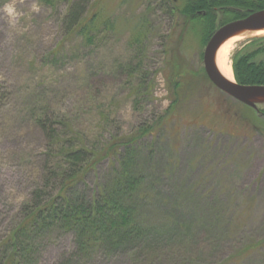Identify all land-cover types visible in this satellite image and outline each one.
<instances>
[{
    "label": "rangeland",
    "instance_id": "rangeland-1",
    "mask_svg": "<svg viewBox=\"0 0 264 264\" xmlns=\"http://www.w3.org/2000/svg\"><path fill=\"white\" fill-rule=\"evenodd\" d=\"M69 1L0 0V241L40 180L47 138L37 119L46 116L97 150L151 133L138 139L136 161L156 182L143 209L156 232L88 264H264V100L252 108L212 84L200 32L175 44L184 17L168 10L188 0H90L111 21L91 43L64 38ZM141 24L146 38L136 40ZM260 38L253 50L264 36L236 43L230 63ZM113 160L89 173L90 189ZM72 249V235L54 230L32 264Z\"/></svg>",
    "mask_w": 264,
    "mask_h": 264
},
{
    "label": "trees",
    "instance_id": "trees-1",
    "mask_svg": "<svg viewBox=\"0 0 264 264\" xmlns=\"http://www.w3.org/2000/svg\"><path fill=\"white\" fill-rule=\"evenodd\" d=\"M68 4L61 18L64 38L81 37L91 43L111 25L98 1L70 0ZM171 7V15L176 9L184 17L177 45L183 33L190 31L200 32L203 42L209 41L216 30L217 15L222 16L220 25H224L264 10V0H188L181 8ZM147 30L141 24L133 38L145 39ZM260 40L263 38L248 41L233 53L234 77L240 84L264 85V45L247 48ZM52 121L46 116L37 119L47 138L40 180L20 206L16 224L0 241V264H32L39 244L54 230L73 237V249L54 264H88L100 252L130 253L140 241L151 240L156 231L143 209L148 199L155 198L156 182L136 161L138 139L151 133L142 131L139 138L135 135L122 141L115 137L97 150L78 131L63 133ZM106 157L114 158L113 171L90 189L89 173Z\"/></svg>",
    "mask_w": 264,
    "mask_h": 264
},
{
    "label": "water",
    "instance_id": "water-1",
    "mask_svg": "<svg viewBox=\"0 0 264 264\" xmlns=\"http://www.w3.org/2000/svg\"><path fill=\"white\" fill-rule=\"evenodd\" d=\"M250 29H264V10L220 26L205 46L203 65L206 75L218 89L242 103L255 106L256 100H264V85L240 84L235 78L233 81L229 80L223 76L215 62L216 52L225 39L240 30Z\"/></svg>",
    "mask_w": 264,
    "mask_h": 264
},
{
    "label": "bare ground",
    "instance_id": "bare-ground-1",
    "mask_svg": "<svg viewBox=\"0 0 264 264\" xmlns=\"http://www.w3.org/2000/svg\"><path fill=\"white\" fill-rule=\"evenodd\" d=\"M261 36H264V29L240 30L229 36L220 44L216 52L215 62L218 69L223 74V76H225V78L232 81L234 80L232 64L229 60V54L233 46L236 43L242 42L246 39Z\"/></svg>",
    "mask_w": 264,
    "mask_h": 264
},
{
    "label": "clouds",
    "instance_id": "clouds-1",
    "mask_svg": "<svg viewBox=\"0 0 264 264\" xmlns=\"http://www.w3.org/2000/svg\"><path fill=\"white\" fill-rule=\"evenodd\" d=\"M5 11L8 13L9 16H14L16 14L15 8L12 5H6Z\"/></svg>",
    "mask_w": 264,
    "mask_h": 264
}]
</instances>
